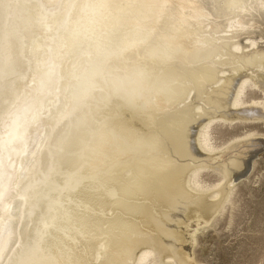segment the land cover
<instances>
[{
  "label": "bare ground",
  "instance_id": "bare-ground-1",
  "mask_svg": "<svg viewBox=\"0 0 264 264\" xmlns=\"http://www.w3.org/2000/svg\"><path fill=\"white\" fill-rule=\"evenodd\" d=\"M202 1L0 0V46L6 49L13 44L8 49L11 50L10 54L7 53L9 60L0 64V74L8 75L11 84L7 85V90L0 87V264H140L146 257L155 254V249L146 245L149 238H139L145 234L144 229L148 226L144 223L148 218L158 233L178 234L177 246L173 245L174 242H163L164 238L160 243L155 240L159 246L165 244V248L162 246L159 249L164 248L167 253H175L174 249L183 253L189 249L187 247L193 241V227L201 223L202 217L197 213V205L188 203L191 202L190 197L183 192L184 189L179 192L182 189L177 188L178 193L170 201L167 200V205L163 203L165 206L160 209L153 205L154 198L151 201L150 197L160 202L159 188L164 187L160 183L148 186L156 182L155 176L151 171H142L141 164H138L156 163L153 158L151 161H134L137 163L132 165L133 171L130 165V169L125 167L119 175H111L110 188L103 185L88 187V180L81 183V180L86 181L85 175L82 178L79 176L100 170L104 161L109 165L121 154L134 157L130 150H122L123 146L141 145L150 150L152 142L158 139L153 134L132 132L123 122L109 123L108 119L97 122L89 117L86 98L92 101L93 93L101 100L109 96L107 89L103 90L98 85L100 78L106 80L113 98H118L128 108L142 107L150 112V118H154V111L160 113L174 103L176 107L182 106V115L188 113L190 105L185 99L193 98L195 93L192 90L195 88L186 87L185 83L180 85L190 75L196 81L209 79L211 85L214 83L208 89L210 91L220 90L223 84L224 93L222 96L219 94L217 104H225L228 97L235 113H225L219 116L220 119L233 120L237 117L236 111L263 116L264 107L258 101H252V105L248 106H237L240 105L238 96L244 90V84L259 87L258 82H264V75L256 79L258 74L252 73L257 67L253 61L256 57H261L259 62H264V46L257 44H264V0H208L211 6ZM256 22L262 26L259 28ZM257 28L261 35L258 41L256 36H251ZM18 33L25 35L24 43ZM137 50L143 55H139ZM224 55L231 60L226 59V62L222 58ZM134 56L139 64L149 58L156 62L152 64L155 66L138 70L132 64L136 60ZM131 57L133 60L128 59ZM227 63H230L231 69ZM242 64L243 70L251 73L243 71L244 74H239V65ZM253 64L254 69L251 68ZM230 72L233 74L226 81L225 76ZM204 93L210 94L207 91ZM218 105L204 108V112H213ZM199 109L196 107V112ZM176 113L175 122L180 120L178 111ZM102 116L104 114L99 118ZM159 117V120L163 118L162 115ZM209 118L204 120V128ZM133 125L136 127V124ZM190 128L199 129L191 125L186 127ZM198 131L194 135H184L182 139L188 141L190 148H185L184 152L196 151L193 148L195 141L198 148L210 156L213 150L207 146V132ZM192 139L194 141L189 142ZM246 140L249 138L235 139L231 144L237 146ZM64 171L70 172L68 177L79 179H73L72 184L65 182L64 187L69 191L61 193L66 199L68 196L74 199L50 204L52 191L60 195L59 188L55 186L64 183ZM196 172L195 169L189 171L183 178L177 172H165L161 183H182L183 179L184 188L196 194L202 191L198 183H189ZM225 174L222 178L226 177ZM139 177H145L146 183H143L144 180L141 183ZM118 185L117 191L113 187ZM217 194H211L209 198L214 199ZM81 195H85L86 200L94 197L108 199L105 204H99L101 206H92L102 214L105 211L106 215L90 212L87 205L76 206ZM39 198L42 202L38 201ZM143 200L150 207L139 216L144 209ZM181 209L187 212L186 220L191 225L197 220L194 225L189 226L182 221L177 227L168 212ZM122 213L132 214V217H124ZM63 224L73 228L70 231L61 230L59 226ZM170 224H175V227ZM184 226H187L185 235ZM72 234L84 243L85 253L71 254L76 245L63 238L67 239ZM162 260L171 261L169 256L162 257ZM186 261V258H180L179 262L188 263Z\"/></svg>",
  "mask_w": 264,
  "mask_h": 264
},
{
  "label": "rangeland",
  "instance_id": "rangeland-1",
  "mask_svg": "<svg viewBox=\"0 0 264 264\" xmlns=\"http://www.w3.org/2000/svg\"><path fill=\"white\" fill-rule=\"evenodd\" d=\"M206 1H207L208 6H211L210 1L208 2V0H203L202 2L206 3ZM257 23L258 22H256V24ZM258 25H259V28L262 26L260 23H258ZM259 28L255 29L256 35H255V32L251 35L253 37L256 36L257 41L259 40V38H261ZM17 35H19L18 36L19 38L22 35L21 40L19 39L20 41L25 39L24 34L18 33ZM23 35H24V37H23ZM0 44H2V43H0ZM10 44H12V43H10ZM257 44L262 46V47L264 46V44H262V43H257ZM12 45H10V48H12L11 47ZM10 48L7 47L6 49H4L3 46L1 47V49H0L1 50L0 51V64H3L5 61L9 60L10 55H8V54L11 53V50L8 51V49H10ZM137 51H138L139 55H143L141 51H140V53H139V50H137ZM1 53L3 54L4 57L2 56ZM6 54H7V56H6ZM135 56H136V53H135ZM5 57H6V59H5ZM132 58L133 57L128 58V59L129 60L136 59V60H133L136 63L132 62V64L134 67L138 68V70L141 69V67H144L147 70L152 69L155 66L152 64L156 63V62H152L151 59L146 58L144 61L141 60L140 64H139V62L137 61V57H135L133 59ZM222 58L225 59L226 62H228L227 60H229V61L231 60V58L228 55H224ZM259 58H261V57H258V59ZM258 59L256 57L253 60V61H255L256 66H257L255 68L256 70H254L255 72H252V73L258 74L256 76V79H257V77H262L264 75L263 74L264 73L263 72V70H264V66H263L264 64L263 63L264 62L263 63L259 62ZM262 59L264 60V58H262ZM1 60H2V62H1ZM208 60L211 61L212 57ZM257 60L259 63L257 62ZM203 61L204 60H202V62ZM244 62H246V63H244L245 64L244 66H243V64L239 65V67H240L239 72H238L239 74H240V72L243 73V71H244V73L250 72L249 70L245 71L246 70L245 67L247 66L246 65L247 60ZM128 63H131V62H128ZM199 64H201V63H199ZM228 64H230V63H227V65ZM231 64H234V63H231ZM258 64H259V66H258ZM260 64H261V66H260ZM130 65L131 64H129L128 66L130 67ZM230 66L231 65H228L229 68H230ZM235 66L236 65H233L232 67H235ZM242 66L244 67L245 70H243ZM253 66L255 67V64H253L251 66L252 69H254ZM259 73H261V74H259ZM232 74H233V72H230L225 76L226 81L229 80L227 78H231L230 76ZM1 75H2V77H1ZM8 78H9L8 75H5V73L0 74V87L4 90H7L9 88L8 86L11 85L9 82L10 80ZM187 78L189 79V81H187L188 79H185L184 81L182 80L183 82L181 83L180 86H184V83H185L186 87H190L192 89H193V87L195 88L192 90L195 93L193 95V98L192 97L188 98L189 101H188V99H185V102L190 105V109H189L188 113H186L185 115H182L183 114L182 106L179 107V105H178L176 107V105L174 103V104H171L170 106L166 107L160 113H157L154 111V113H153L154 118H150V116H149L150 112L143 109L142 107H141V109L138 106L135 108L125 107L123 105V103L120 100H118V98H113V96L109 93L106 80L100 78L98 85L99 86L101 85L103 90H105V88H106L109 96H108V98L101 100V99H99L98 96H95L93 93L92 94V96H93L92 101L88 100V97L87 98L85 97L86 101L87 102L89 101L88 103L85 102V99L82 98L83 102H85V105L88 106L90 109V110H87L89 113V117L90 118L92 117V119L97 121V122H101L104 119H108V120L110 119L109 121L107 120V122H109V123H122L123 122V124H125L124 126L126 128L127 127L130 128L132 130V132L138 133L139 135H142L143 133L144 134H153V135L158 136V139L156 141L152 142V147L150 150H147L148 148L142 147L141 145L140 146L139 145L138 146H132L133 148L131 146H129V147L123 146L122 150H124V149H125V151L130 150L132 153L130 151H128V152H130L132 155H134V157L133 156H126V155H124L125 154L124 153V154H121V156H118L116 159H114L109 165L107 164L106 161H104V164H103L104 166L101 167L100 170H97L91 174L87 173V174H82L81 176H79L80 178H82V176L85 175L86 181L81 180V183H85L88 180L89 184H86V186H88V187L89 186L92 187L94 185L95 186H102L103 185L107 188H110L109 186H111V181H110L111 175H119L120 173H122L124 171L125 167H126V170L130 169L129 168L130 165H131V169L133 171L134 166H132V165L137 163L134 161H143V160L151 161L150 159L153 158L156 161V163L154 162L151 165H145L144 162L138 163V164H141L140 167L142 169L141 168L140 169L142 171L144 169H145L144 172L149 173V171H151L153 173V176H155L154 180L156 182L155 183L153 182L152 185L150 183V185L148 184V186H150V187L157 186V183L158 184L160 183L164 187L161 189L159 188V196H161V198H159L160 202L158 200H156L155 197H153V196L150 197L151 201L154 198L153 205L156 204L155 207L157 209L158 208L160 209L161 207H163V205L165 206V204H163V203H166V205H167V203H168L167 200L170 201V199H172V196L174 194L178 193V191L180 189H182V190H180L179 192L183 191V189H184L183 192H186V194L190 197L191 202H189L187 200V198H186V201H188V203L197 205V206H195L197 208L196 209L197 213L202 218L200 220L201 223L196 224L193 227V231H194L192 233V240L193 241H191L190 246L187 247L189 249H186L183 252L184 253V255H183V253L177 252L176 249H174L175 253H167V250L164 249L165 244L163 245V243H162V245L159 246L158 243H160L159 241L163 238H164L163 242H166L168 244H172L174 242L176 244L173 243V245L177 246L179 244L178 237H176L178 234L176 235V233H175L173 235V233H172L170 235L167 234L168 235L167 236V235H163V234L158 233L156 230H154L152 228V224L148 222V220H149L148 216L150 214L147 215L146 219L148 218V220L146 221L147 223H144V225L148 226V227H146L144 229V231H145L144 236H141L139 238L141 240H144V238H145V240H147L149 238L147 240L148 244H146V245H149V247H151V249H155L154 250L155 254L152 257L151 256L146 257L140 264H143V263H145V264H180V262H179L180 258H186L188 260V261H186L188 263H184V264H264V114H263V116L255 115L253 113H250L247 115V114L242 113L240 111H238V112L236 111L237 117H235L233 120H223L222 118L220 119L219 116H221V115L224 116L225 113L226 114L228 113L229 115H231V113L232 114L235 113L234 112L235 107L230 106V102L228 101V97L226 99L227 102H225V104L224 103L219 104V105L217 104L220 101L219 94H221V96H222V94L224 93L223 84H221L222 88L220 90L216 89L217 91L216 90L210 91L208 89H210L214 83H212V85H211V83L208 82L209 79L203 78V79H199L196 81L193 79L194 77L191 75ZM3 84H5V85L3 86ZM248 84L249 83L244 84V86H243L244 90H242V92L238 96V100L240 101L239 102L240 105L237 107L252 105L251 104L252 101H258V102H260V106L264 107V85H263L264 82L263 83L258 82L259 87L251 86L250 84L249 85ZM197 85H199V87ZM177 88H178V86L176 87V89ZM206 91H207V93H210V94L205 95L204 92H206ZM97 100H99V101H97ZM104 100H107V101L104 102ZM94 103H95V105H94ZM89 104L91 106H89ZM3 105H5V103ZM216 105H218V108H216V109L213 108L214 109L213 112H210V111L204 112V108H210V107H212V106L214 107ZM102 107L103 108L105 107V108L103 109ZM114 107H115V109H114ZM196 107H200L201 110L199 109V111L196 112ZM94 111H95V113H94ZM120 111H121V114H120ZM176 111H178V114H179L178 120L180 119L177 122H175V120H174L175 119L174 116H175ZM105 112H107V113H105ZM110 112H112V114ZM198 112H201V114L199 116L196 115V114H198ZM125 113H126V115L124 116ZM212 113H213V115H212ZM101 114H104V116L99 118ZM113 115L115 117L117 115L118 116L116 118H114ZM119 115H121L122 117ZM128 115L130 118L128 117ZM161 115L163 116V118L161 120H159V118H160L159 116H161ZM258 116H259V118H257ZM108 117H111V118H108ZM207 117H210V118H209V121H207V125L204 128V125H205L204 122L206 121ZM125 120H127V121H125ZM127 122H128V124H126ZM185 122H186V124H185ZM132 123L136 124V127ZM126 125H128V126H126ZM188 125H191V127L196 126L197 129L199 128L198 129L199 131L196 129L193 130V128H190L189 130L186 129V127H188ZM190 130H192V131H190ZM197 131L199 133L207 132L206 133V137L208 138L207 139V144H208L207 146L213 150V152L210 156H206L204 154V151L202 149L198 148L194 139H192L189 142L192 143L194 141L193 142V144H194L193 148L196 149V151H198V153H196V151L193 149L194 150V151L192 150L193 152L185 154V152H184L185 148L188 147L187 150H190V148H189L188 141H185V140L183 141L182 138L184 137V135H194L195 132H197ZM189 132H191V133H189ZM244 137L249 138V140L239 142L237 144V146L231 144L232 142H234L235 139H244ZM252 139H254V140H252ZM251 141H252V143L253 142L254 143L252 144ZM186 143H188V145H186ZM167 145H168V147H167ZM167 148L168 149L171 148V150L170 149L168 150ZM169 151H171L173 156H171V153ZM201 155H202V157H201ZM231 161L233 162L232 164H230ZM157 162H159V163H157ZM162 162H165V163L160 164ZM182 162H184V163H182ZM218 163H220V164H218ZM194 169L197 172L194 175H192L189 183H190V185H192L193 182L196 184L198 183L199 189L204 191L203 193H202V191H200L199 193L192 194L189 190H186V188H184L185 184L183 182V179H182V183L175 182V181H173L174 183L171 182V184L169 183L166 185L161 183L162 174H164L165 172H172V173L177 172L178 173L177 175H180V178H183V176H186L187 172L189 173V171H192ZM151 172H150V174H151ZM225 172H226V174H225L226 177L222 178V174ZM69 174H70V172L68 173V171L63 172L62 182H64V183L63 184L58 183L59 186H55V187L59 188L60 192L58 194H60V195H57V192L55 193L54 191H52V193H53V195L51 196L52 198H50V201H48L50 204H51V202L61 203L62 201H68V199L69 200L74 199V198H72V196H68L66 199L61 194V193H66L69 191V189L64 187L66 185L65 182H69V184H72L74 182L73 179H75V177L74 178L68 177ZM228 176L230 177L229 180H228ZM107 177H108V179H107ZM66 179H69L70 181H67ZM104 179H106V180H104ZM138 179L140 180L141 183L144 180L143 181L144 184L146 183V180H147V179L145 180V177L144 178L139 177ZM76 180H79V179H75V181ZM226 180H228V182H227L228 184L227 183L225 184ZM55 184H56V182H55ZM217 184L219 186H215ZM174 186H175V188H174ZM221 186H223V187H221ZM64 188H65V190H64ZM113 188L118 191L119 185L117 188H116V186H114ZM161 190H163V191H161ZM150 191H151V189H149L148 195H150ZM167 191H168V193H167ZM46 192H48V191H46ZM98 193H101V192H98ZM169 193H171V194H169ZM214 193H218L216 195V197L214 199L209 198V196L211 194H214ZM107 196H110V194ZM116 197H118V196L116 195ZM86 199H88V198L85 195L84 196L81 195L80 198H78V202H77L78 204L77 205L75 204V205L76 206L81 205L83 207H84V205H87L89 207L90 212H95V213L99 214L100 216L106 215L105 211H103V214H102V212H100L98 208H96V207L92 208V206L94 207L95 205L97 206V205L102 204V203L105 204L108 199H106V201L102 198L98 199V197H94L91 200H86ZM192 199H193V202H192ZM41 200H42V198H39L38 201L42 202ZM115 200H116V198L113 201H115ZM143 201H144V204H142V205H144V209L141 211L139 216H141V214L143 212H146L147 208L149 209V207H150L147 204L146 200H143ZM202 202H203V204H202ZM99 206H101V205H99ZM157 206H159V207H157ZM204 208H206V210H204ZM154 211H155V209H154ZM113 212L115 213V210H113ZM128 213H132V212H128ZM155 213H156V211H155ZM122 214L124 215V217H127V218L132 217L131 216L132 214H124V213H122ZM168 214L171 218L174 219V223L177 224V227L181 224L180 222H182V221L186 225L188 223L189 226L194 225L193 223H195L197 221V220H194L192 225L189 222V220L187 222V220H186L187 219L186 218L187 212H185L184 209L169 211ZM108 215H110V214H108ZM163 219H165V217ZM167 224H168V222H167ZM175 224H170V226L175 227ZM65 225H67V227H65ZM59 228L61 230L66 229L67 231H70L71 228H73V227L71 225H68V224H63V225H60ZM186 228H187V226H184V229H185V230H183L184 235H185V233H187ZM148 231L150 232V233H148L150 235V237L147 234ZM154 231H155V233H153ZM72 235H69L67 237V239L63 238L64 241H69L71 244L76 245L71 250V254L76 255L78 253L82 254V252L85 253L86 249L84 247V243L79 242L78 238L75 237L74 234H72ZM160 235L161 236L163 235V236L160 238L159 237ZM155 236H157V237L152 238ZM157 238H159V239H157ZM155 240H156V242H158L157 244H156ZM170 240H172V242ZM85 244H86V241H85ZM151 244H152V246H151ZM162 246L164 248L159 249ZM81 247H82V249H81ZM73 252H75L76 254ZM168 252H170V251H168ZM166 256H169V258L172 262L171 261L165 262L164 260L161 261L162 257H166ZM132 258H133V256H132ZM130 260H131V257H130ZM133 262H134V259L132 260V263ZM87 264H89V263H87ZM128 264H131V262H129Z\"/></svg>",
  "mask_w": 264,
  "mask_h": 264
}]
</instances>
